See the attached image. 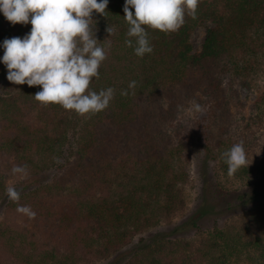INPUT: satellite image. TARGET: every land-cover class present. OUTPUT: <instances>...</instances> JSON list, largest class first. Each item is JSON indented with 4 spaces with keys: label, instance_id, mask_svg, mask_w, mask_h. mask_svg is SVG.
Wrapping results in <instances>:
<instances>
[{
    "label": "trees",
    "instance_id": "obj_1",
    "mask_svg": "<svg viewBox=\"0 0 264 264\" xmlns=\"http://www.w3.org/2000/svg\"><path fill=\"white\" fill-rule=\"evenodd\" d=\"M124 2L109 0L104 15L94 11L90 22L107 58L89 87L114 90L103 111L79 115L58 104L42 105L34 99L41 86L10 82L0 63V205L6 214L0 221V264H78L110 253L114 257L104 264H234L241 258L264 264V200L252 210L249 223L261 225L248 238L235 227L215 229L205 244L184 238L211 215L231 208L217 194L207 167L197 206L185 220L141 238L130 251H119L135 234L184 206L185 159L200 136L199 126L181 117L184 103L203 90L222 93L220 99L214 96L216 108L230 107L232 101L244 105L236 78L264 64V0H198L195 18L185 15L175 32L144 26L153 51L143 57L125 44ZM207 19L213 25L194 53L190 32ZM31 27L12 24L0 12V42L23 37ZM132 81L135 86L129 88ZM217 116L211 112L207 119ZM251 122L247 132L230 131L229 147L243 142L246 152L256 149V121ZM208 134L203 145L210 150ZM13 167L23 171L14 173ZM222 168L227 170L224 158ZM240 172L247 177L264 173V159L247 161ZM20 174L25 179L9 186ZM8 187L20 193L18 201L8 199ZM258 193L254 189L252 195ZM245 196L238 198L247 204L254 198ZM18 206H30L35 218L19 213Z\"/></svg>",
    "mask_w": 264,
    "mask_h": 264
},
{
    "label": "clouds",
    "instance_id": "obj_2",
    "mask_svg": "<svg viewBox=\"0 0 264 264\" xmlns=\"http://www.w3.org/2000/svg\"><path fill=\"white\" fill-rule=\"evenodd\" d=\"M108 3L109 0H0V12L8 21L32 26L23 37L0 42V63L7 69L6 78L15 84L41 86L34 99L45 106L58 104L79 115L108 108L113 88L96 92L89 87L93 77L99 78V67L107 58L106 47L98 44L90 22L94 11L104 15ZM197 5L198 0H125L123 16L129 38L125 44L133 47L138 57L151 53L153 48L144 26L175 32L184 24L185 15L195 18ZM106 31L112 35L114 29L108 26ZM135 83L130 82L129 88ZM196 109L200 111V105ZM222 155L229 176L247 165L243 142L232 145ZM12 171L23 169L13 167ZM6 194L12 201L20 198L15 187H8ZM17 211L29 218L36 216L30 206H18Z\"/></svg>",
    "mask_w": 264,
    "mask_h": 264
},
{
    "label": "rangeland",
    "instance_id": "obj_3",
    "mask_svg": "<svg viewBox=\"0 0 264 264\" xmlns=\"http://www.w3.org/2000/svg\"><path fill=\"white\" fill-rule=\"evenodd\" d=\"M213 25L212 21L207 19L202 23L196 25L189 35V43L192 47V51H200L202 44L205 40V35L207 28ZM263 60H260L258 67L261 66ZM239 82L236 85L237 93H239V98L241 101L245 102L244 105L239 102L232 101L230 107L223 106L219 109L216 108L217 99L222 98V93H203V90L195 91L191 98L186 101L183 105L182 118L186 121L187 124L191 126H199V135L198 141L195 145L191 146L189 150L188 159V181L183 184V196H184V206L177 208L172 212V215L168 218H163L160 221V224L153 225L150 228L138 232L133 236L130 242L124 244L119 251L128 249L131 250L135 244H139L141 238H146L158 230L169 229L174 225L179 224L185 220L188 215L196 208L198 195L202 185V169L207 167L210 182L216 186L217 194L224 195L226 200L229 201L231 208L219 210L216 214L211 215L212 217L201 222L199 229L190 231L189 235H185L184 238H191L194 243L200 245L202 242L205 244L207 242L209 233L215 231V229H223L228 231L232 230L234 227L242 232L245 238L258 229L261 225V222L249 223L250 217L252 216V210L258 207V204L261 205V202L264 200V173L254 174L250 177L243 176L240 172V169L234 173L232 176L227 174V170L222 168V158L223 153L227 151L233 140V134L241 133L242 131H248V124L251 122L253 124L254 136L257 137L256 149L253 151L246 152L247 161H253L255 159H264V64L251 73H246L244 76H239ZM246 80V82L241 83ZM192 94V93H191ZM190 94V95H191ZM263 95V96H262ZM261 99V102H258L254 105V102L257 99ZM240 101V102H241ZM196 105H200L201 110L197 111ZM229 110V112H228ZM224 111V115H220ZM213 112L217 114V118L214 121H211L213 118H208V115ZM226 112V113H225ZM261 118L260 120L258 118ZM258 120V121H257ZM208 126V127H203ZM228 126L230 129L227 132ZM232 126V128H231ZM232 129V130H231ZM206 131L209 132V148L205 149L203 141L205 140ZM237 139H235L236 141ZM194 142V141H193ZM202 145H201V144ZM202 150V151H201ZM218 157V158H217ZM26 175H18L12 178L9 182V186L15 185L21 179H25ZM261 191L257 195H252L253 190ZM226 194L229 196L227 197ZM239 194H245V198L251 202L249 204L243 203L239 198ZM250 194V195H249ZM227 201V202H228ZM255 204V205H253ZM256 211V210H255ZM5 207L4 204L0 205V221H3L5 216ZM258 223V224H257ZM228 229V230H227ZM191 234V235H190ZM242 241H246L243 239ZM115 254H108L103 256L101 259H95V261L80 260L78 264H104L106 261L111 260ZM4 259V257H2ZM246 260L240 259L234 264H257L259 261L255 259ZM7 261H5L6 263ZM257 262V263H256ZM259 264V263H258Z\"/></svg>",
    "mask_w": 264,
    "mask_h": 264
}]
</instances>
